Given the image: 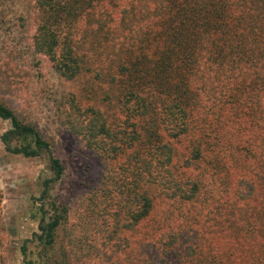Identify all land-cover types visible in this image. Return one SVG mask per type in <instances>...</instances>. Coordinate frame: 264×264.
<instances>
[{
  "label": "trees",
  "instance_id": "trees-1",
  "mask_svg": "<svg viewBox=\"0 0 264 264\" xmlns=\"http://www.w3.org/2000/svg\"><path fill=\"white\" fill-rule=\"evenodd\" d=\"M7 1L14 0L0 4ZM30 1L32 47L58 78L72 81L90 70L92 54L112 52L121 118L112 124L71 90L55 98L56 126L101 165L94 184L58 202L50 190L64 165L0 94V118L11 124L0 135L4 149L45 157L51 173L38 197L37 231L20 248L23 263L264 264V0ZM201 163L219 170L211 175L223 172L227 190L247 205L227 239L184 244L173 226L141 235L156 199L197 198Z\"/></svg>",
  "mask_w": 264,
  "mask_h": 264
},
{
  "label": "rangeland",
  "instance_id": "rangeland-1",
  "mask_svg": "<svg viewBox=\"0 0 264 264\" xmlns=\"http://www.w3.org/2000/svg\"><path fill=\"white\" fill-rule=\"evenodd\" d=\"M35 16L30 0L0 4V94L13 103L23 119L35 124L49 138L54 155L64 165V173L50 194L56 201L65 202L94 184L101 165L75 137L56 126L55 98L62 91L71 90L80 102L97 103L112 124L119 122L121 117L115 98L118 90L108 74L112 68L114 70L115 58L108 49L99 58L92 54L90 70H84L72 81H63L46 58L34 52ZM99 66L104 70L96 73L94 68ZM10 126L9 120L0 118V135ZM257 138L256 144L259 145L260 138ZM210 166L201 163L195 168V174L202 180L195 200L179 203L156 199L153 214L140 228V234L151 239L152 230L158 232V228L161 231L173 226L179 230L184 244L192 242L204 248L221 245L231 233L229 225L247 205L236 201L231 189L227 190L229 184L223 172L211 175L214 170H219H209ZM50 175L45 157H25L7 152L0 140V263L3 256L7 264H24L20 248L24 240L37 231L38 197L43 179ZM228 180L231 184V177ZM28 250L36 252V243L30 242ZM96 264L103 263L99 260Z\"/></svg>",
  "mask_w": 264,
  "mask_h": 264
}]
</instances>
